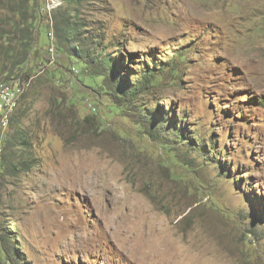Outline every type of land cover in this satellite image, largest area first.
I'll list each match as a JSON object with an SVG mask.
<instances>
[{"label":"rangeland","instance_id":"1","mask_svg":"<svg viewBox=\"0 0 264 264\" xmlns=\"http://www.w3.org/2000/svg\"><path fill=\"white\" fill-rule=\"evenodd\" d=\"M46 3L0 0L35 38L0 127V264H264V0ZM57 10L69 49L133 55L134 97L57 48Z\"/></svg>","mask_w":264,"mask_h":264},{"label":"trees","instance_id":"2","mask_svg":"<svg viewBox=\"0 0 264 264\" xmlns=\"http://www.w3.org/2000/svg\"><path fill=\"white\" fill-rule=\"evenodd\" d=\"M65 2H71L73 0H63ZM58 9V8H56ZM37 11V10H36ZM38 12V11H37ZM36 12V13H37ZM54 16L49 17V14H46L48 19L52 18L55 19L54 21V35H56L57 40V48L63 49V52H66L69 56H74L75 53L79 58H85L90 57L92 59V62H97L98 66L100 68V72L97 73L96 76L92 75L91 80L93 83L98 82L99 80L97 77H100V80H104L110 83L109 88L111 89L113 95L118 96L123 99V101H128L127 97H134V95H129L124 93L123 90L133 92V94L138 89V75L136 76V80H131L132 76L134 74L130 73L129 78L130 81L124 82L127 78L128 72H127V65L129 66L133 60V55L128 54L126 57H122L121 59H116L115 56H111L108 54H102V41L95 42L94 48H93V54H86V51L81 49H76V45H72V47L69 49L68 45L71 41V37L76 36L77 29L75 26H70L68 22V18L64 17L62 19H58L59 14H61L60 10L55 11ZM53 13V12H52ZM40 15L37 13V16ZM36 16V14H35ZM53 21V20H52ZM32 24V22H31ZM27 24V21L18 22L17 24L12 23L9 26V30L7 29H0V61L3 63L4 67L0 72V79L3 81L0 84H11L13 79H17L18 81L26 82L29 79L28 72H25L23 68L21 67L22 64H24L27 59L29 58L31 54V49L33 47L35 38H34V29H32V25ZM52 37V40H54L55 43V37ZM5 37V38H3ZM73 43H76V40H72ZM147 56H145V59ZM87 63V62H84ZM89 64V63H87ZM144 64L146 67V70L150 69L152 70L155 68V61H150L146 63L144 60ZM164 65V66H163ZM167 68V64H159L158 67L155 69H158L160 71L159 75H164L167 71L165 69ZM175 71H177L176 67H170L168 72L175 74ZM148 72V71H147ZM155 74L152 73L151 75L142 76L140 78H146L145 80L148 81V84L156 79L158 76H154ZM103 87L107 86L106 83L102 85ZM169 111L171 110V106H168ZM172 113V112H171ZM172 117H176L173 113ZM159 123V126L162 127L161 121H157ZM174 123V122H173ZM182 125V123H181ZM179 126V129H181L180 124L178 123L175 127ZM176 129V128H175ZM180 137L183 139H186L184 137V134L182 133V130L180 132ZM17 134V133H16ZM23 137H20L15 135L7 138L6 140V147L13 146L15 144H21L24 145L25 140L22 144Z\"/></svg>","mask_w":264,"mask_h":264},{"label":"bare ground","instance_id":"3","mask_svg":"<svg viewBox=\"0 0 264 264\" xmlns=\"http://www.w3.org/2000/svg\"><path fill=\"white\" fill-rule=\"evenodd\" d=\"M48 1L49 2H51V4H53L54 5V0H47V3H46V6L48 5ZM60 5V4H59ZM48 8V7H47ZM53 9V8H52ZM51 11V10H50ZM48 37L52 40V37L53 36H50V35H48ZM52 42V41H51ZM52 49V48H51ZM53 50V49H52ZM12 84H14V85H19L18 83H11V84H0V91L2 90V89H6L8 86H10V85H12ZM20 95H21V92H19L13 99H11L10 100V102H9V105H8V111H6L5 112V115H4V118H3V120L1 121V124H0V127H5L6 125H7V123H8V120H9V118H10V116L12 115V113H13V111L15 110V108L18 106V103H19V98H20ZM1 129V128H0ZM61 169V168H60ZM61 170H63V169H61ZM60 170V171H61ZM59 171V170H58ZM60 171H59V174H60ZM65 171V170H64ZM64 171H63V174H64ZM79 173V172H78ZM61 176V175H60ZM64 176V175H63ZM69 176V175H68ZM64 178H66V177H64ZM59 179H60V177H59ZM65 180V179H64ZM81 180V179H80ZM76 181V180H75ZM78 181H79V178H78ZM88 181V180H87ZM87 181H85V183L87 182ZM63 182V181H62ZM74 182V181H73ZM72 182V184H74ZM83 182V181H82ZM69 183V182H68ZM79 183V182H78ZM81 183V182H80ZM90 185H91V182L89 183ZM77 185V184H76ZM87 186V185H86ZM83 187V186H82ZM88 187H89V185H88ZM84 188V187H83ZM95 194V193H94ZM137 227H139V226H137ZM156 238V237H155ZM154 238V239H155ZM153 240V239H152ZM159 240V239H158ZM154 241V240H153ZM157 242V241H156ZM149 243H151V241L149 242ZM154 244V243H153ZM153 244H151L152 246H153ZM159 244V243H158ZM164 244V243H163ZM150 245V244H149ZM162 245V244H161ZM163 246V245H162ZM161 246V247H162ZM149 248H151V247H149ZM161 249V248H160ZM159 249V250H160ZM151 250V249H150ZM156 251V250H155ZM161 251H162V249H161ZM152 252H153V250H152ZM151 252V253H152ZM155 253V252H154ZM162 253V252H161ZM165 254V253H164ZM162 256V255H161ZM161 259V258H160Z\"/></svg>","mask_w":264,"mask_h":264},{"label":"built area","instance_id":"4","mask_svg":"<svg viewBox=\"0 0 264 264\" xmlns=\"http://www.w3.org/2000/svg\"><path fill=\"white\" fill-rule=\"evenodd\" d=\"M49 50L51 51L50 56H52L54 51L51 49L50 38H49ZM53 59L54 58H52L51 60ZM20 91H21L20 85H14V84L0 91V124L4 118L5 112L8 111V105L10 100L13 99Z\"/></svg>","mask_w":264,"mask_h":264}]
</instances>
